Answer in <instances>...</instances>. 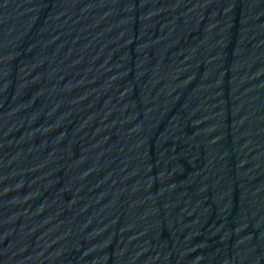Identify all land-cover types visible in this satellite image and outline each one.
<instances>
[{"label":"water","instance_id":"obj_1","mask_svg":"<svg viewBox=\"0 0 264 264\" xmlns=\"http://www.w3.org/2000/svg\"><path fill=\"white\" fill-rule=\"evenodd\" d=\"M0 264H264V0H0Z\"/></svg>","mask_w":264,"mask_h":264}]
</instances>
